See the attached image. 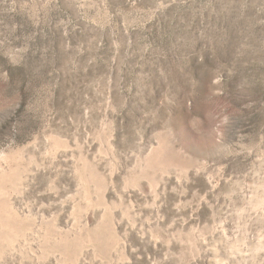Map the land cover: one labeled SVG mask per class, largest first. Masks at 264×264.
I'll use <instances>...</instances> for the list:
<instances>
[{
  "label": "rangeland",
  "instance_id": "1",
  "mask_svg": "<svg viewBox=\"0 0 264 264\" xmlns=\"http://www.w3.org/2000/svg\"><path fill=\"white\" fill-rule=\"evenodd\" d=\"M0 264H264V0H0Z\"/></svg>",
  "mask_w": 264,
  "mask_h": 264
}]
</instances>
